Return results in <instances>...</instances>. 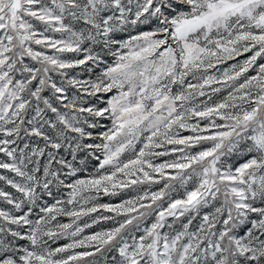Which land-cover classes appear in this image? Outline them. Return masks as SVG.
Returning <instances> with one entry per match:
<instances>
[{"label":"snow or ice","instance_id":"snow-or-ice-1","mask_svg":"<svg viewBox=\"0 0 264 264\" xmlns=\"http://www.w3.org/2000/svg\"><path fill=\"white\" fill-rule=\"evenodd\" d=\"M0 264H264V0H0Z\"/></svg>","mask_w":264,"mask_h":264}]
</instances>
